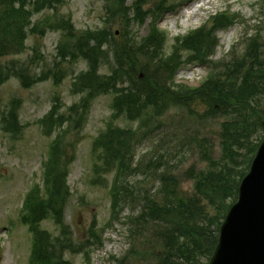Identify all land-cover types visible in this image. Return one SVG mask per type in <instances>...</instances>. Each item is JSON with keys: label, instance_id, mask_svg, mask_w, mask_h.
<instances>
[{"label": "trees", "instance_id": "obj_1", "mask_svg": "<svg viewBox=\"0 0 264 264\" xmlns=\"http://www.w3.org/2000/svg\"><path fill=\"white\" fill-rule=\"evenodd\" d=\"M58 1L0 0V58L22 53L28 32L43 35L42 29L31 24V17ZM258 3L264 8V0ZM171 10L168 0H133L129 6L124 0H106L105 23L120 20L124 24L120 37H113L104 28L74 36L64 20L55 26L62 30L63 41L57 47L60 61L81 59L86 62V70L75 75L72 83L74 92L81 94L80 104L68 108L66 115L55 104L38 121L45 135L54 136L42 163L41 183L30 188L22 205L20 220L32 234L29 264H72L65 258L66 252L81 253L85 263L90 264V249L101 244L103 230L95 221L79 244L73 242L63 221L70 196L67 177L72 161L71 144L66 137L72 127L80 125L89 103L96 96L109 93L113 97L112 113L93 141L92 172L98 177L95 181L109 179L112 218L119 216L127 201L137 204L136 212L126 218L131 246L117 262L207 264L217 242L219 225L236 199L238 184L262 138L264 42L259 33L245 34L241 51L231 49L226 57L210 60L218 43L216 32L239 19L238 14L226 10L176 38L167 54L166 35L158 29L157 22ZM148 18L146 34L133 36L130 25H143ZM108 54L113 69L108 75H100V63ZM183 57L208 67V75L198 87L174 82V73ZM12 76L28 88L47 79L48 73L32 76L26 66L14 61L4 68L0 65V85ZM59 79L54 76L55 82ZM172 110L197 114L201 119H222L218 132L220 156L211 158L212 147L204 143L200 150L205 166L186 172L193 181L190 195L181 189L178 175L169 169L153 174L158 185L153 191H144L130 181L134 172H139L132 161L140 135L154 132L161 118ZM121 117L131 125H119L117 120ZM1 119L4 129L16 135L17 111L9 108ZM50 218L56 225L55 235L41 227V222ZM151 231L155 236L149 238L152 242L156 239V246L148 248L147 235Z\"/></svg>", "mask_w": 264, "mask_h": 264}, {"label": "rangeland", "instance_id": "obj_2", "mask_svg": "<svg viewBox=\"0 0 264 264\" xmlns=\"http://www.w3.org/2000/svg\"><path fill=\"white\" fill-rule=\"evenodd\" d=\"M132 1L124 0V3L129 6ZM168 1L172 10L163 14L158 23L167 36V54L176 38L183 37L204 24L211 15L226 10L238 14L239 19L231 27L216 34L218 45L211 59L224 58L233 48L240 51L245 32L248 35L259 33L264 42V8L259 5V0ZM105 2L106 0H59L52 8L33 14L31 24L42 29L43 35L28 34L26 49L22 54L0 59L2 68L4 65L1 63L14 61L26 66L32 76L48 73L47 79L28 88L23 87L15 77L0 85V116L9 108L15 109L19 127L17 134L13 135L2 127L0 121V264H28L32 234L20 221L22 203L30 187L40 182L41 164L46 157L50 140L42 134L38 120L43 118L56 98L59 112L64 115L68 114V108L72 105L80 104V94L73 93L71 84L74 76L86 69V63L81 59L73 61L69 58L60 61L57 47L63 41L62 30L55 26L64 20L71 26L74 36L86 30L104 28L110 30L113 37H120L123 35L124 24L120 20L113 24L105 23ZM197 2L199 6L183 22V11ZM148 22L149 18L143 25L131 24L130 32L137 38L143 36ZM183 59L184 57L175 72V82L193 87L199 85L208 70L204 67L195 68L196 63ZM112 69V58L108 54L107 59L100 63L98 72L100 75H108ZM54 76L60 78L59 82H55ZM112 100L110 93L96 96L89 103L80 125L72 127L66 137L71 144L69 151L72 161L68 166L70 196L64 209L63 221L70 230L73 242L78 244L83 242L93 221L103 230L101 244L90 249V264H119L117 260L126 254L132 243L128 236L126 218L137 210V204L127 201L120 208L119 216L112 218L108 196L109 179L100 178L95 181L98 177L92 172L94 158L91 145L109 120ZM261 105L264 112V99ZM221 121L222 119H201L197 114L178 113L176 110L167 113L154 132L140 135L132 161L133 165L139 167V172H134L131 183L144 191H153L158 187L153 174L156 175L157 170L169 169L178 175L183 191L192 194L193 181L186 176V172L205 166L200 150L204 143L212 147L211 158L220 156L218 132ZM118 124L131 125L122 118L118 120ZM41 227L51 234H57L56 225L51 218L42 221ZM149 236L155 235L152 231L151 235L149 232V243L146 246L155 247L153 242L156 243V239L152 242ZM65 258L72 264H86L81 253L66 252Z\"/></svg>", "mask_w": 264, "mask_h": 264}, {"label": "water", "instance_id": "obj_3", "mask_svg": "<svg viewBox=\"0 0 264 264\" xmlns=\"http://www.w3.org/2000/svg\"><path fill=\"white\" fill-rule=\"evenodd\" d=\"M208 264H264V137L219 227Z\"/></svg>", "mask_w": 264, "mask_h": 264}, {"label": "bare ground", "instance_id": "obj_4", "mask_svg": "<svg viewBox=\"0 0 264 264\" xmlns=\"http://www.w3.org/2000/svg\"><path fill=\"white\" fill-rule=\"evenodd\" d=\"M198 6H199V3L197 2V3L194 4L192 7L187 8V9H185V10L183 11V13H182V15L184 16V20H183V22H185V21L188 19V17L191 15V13H192L193 11H195V9H196Z\"/></svg>", "mask_w": 264, "mask_h": 264}]
</instances>
